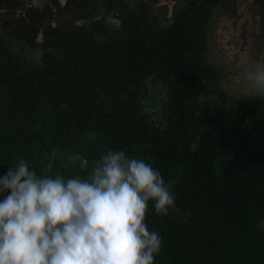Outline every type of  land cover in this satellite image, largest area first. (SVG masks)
<instances>
[{
    "label": "trees",
    "instance_id": "1",
    "mask_svg": "<svg viewBox=\"0 0 264 264\" xmlns=\"http://www.w3.org/2000/svg\"><path fill=\"white\" fill-rule=\"evenodd\" d=\"M214 1L206 0L202 15H189V31L200 25L196 41ZM192 37L185 47L167 40L156 58L126 64L117 40L92 41V54L81 63L85 77H78L85 83L77 88L75 79L57 82L41 69L0 71V176L18 158L39 174L52 147L78 150L90 160L123 150L160 170L180 210L165 217L149 206L146 223L163 240L154 264H264V100L233 108L223 106V96L201 100L195 72L181 61L197 48ZM140 48L138 55H153ZM149 76L166 87L162 109H150ZM89 131L97 139L86 144ZM226 153L221 171L218 159Z\"/></svg>",
    "mask_w": 264,
    "mask_h": 264
},
{
    "label": "clouds",
    "instance_id": "2",
    "mask_svg": "<svg viewBox=\"0 0 264 264\" xmlns=\"http://www.w3.org/2000/svg\"><path fill=\"white\" fill-rule=\"evenodd\" d=\"M241 68L233 92L264 100V59ZM96 139L89 131L85 143ZM172 189L152 163L123 150L90 160L52 147L39 174L18 158L0 176V264H154L163 240L146 217L150 204L180 215Z\"/></svg>",
    "mask_w": 264,
    "mask_h": 264
},
{
    "label": "flooded vegetation",
    "instance_id": "3",
    "mask_svg": "<svg viewBox=\"0 0 264 264\" xmlns=\"http://www.w3.org/2000/svg\"><path fill=\"white\" fill-rule=\"evenodd\" d=\"M244 1L246 6L241 8L239 0H215L205 33L196 41L200 25L193 23L189 31V15H202L206 0H0V71L20 74L27 73V69H41V76L57 82L75 79L77 88V84L85 83L78 77H85L81 63L91 56L92 41L117 40L126 64L129 60L137 63L156 58L165 45L169 47L167 40H178L185 47L193 33L197 48L189 58L183 54L181 61L183 58V66L195 72L199 98L210 101L223 96L219 99H224L223 106L233 108L257 98L241 92L232 98L224 91L222 80L227 73L211 38L213 25H219L224 28L220 30H230V41L236 45L232 54L248 56L253 62L264 59V0ZM144 46L153 54L151 57L138 55V48L142 51ZM176 59L180 61V56ZM50 64L54 70L44 71ZM146 82L148 92L153 94L150 109H162L164 82L154 84L151 76ZM229 157L228 153L219 157L221 171Z\"/></svg>",
    "mask_w": 264,
    "mask_h": 264
},
{
    "label": "rangeland",
    "instance_id": "4",
    "mask_svg": "<svg viewBox=\"0 0 264 264\" xmlns=\"http://www.w3.org/2000/svg\"><path fill=\"white\" fill-rule=\"evenodd\" d=\"M215 31L212 35L211 40L215 41L219 49V58L224 62V67L226 69V77L222 80V87L226 93L231 97L233 96V84L236 82L235 75L237 72L241 71V61L247 60L248 56L240 58V56L232 54V48L234 41H230V30H220L219 25H213ZM233 98V97H232Z\"/></svg>",
    "mask_w": 264,
    "mask_h": 264
},
{
    "label": "water",
    "instance_id": "5",
    "mask_svg": "<svg viewBox=\"0 0 264 264\" xmlns=\"http://www.w3.org/2000/svg\"><path fill=\"white\" fill-rule=\"evenodd\" d=\"M239 1H241V2L239 3V4H240V6H241V8H243V7H245V6H246V5H245V1H244V0H239ZM241 3H242V4H241ZM244 10H246V9H244ZM238 93L240 94V92H239V91H235V92H233V95H234V94H236V95H237Z\"/></svg>",
    "mask_w": 264,
    "mask_h": 264
}]
</instances>
